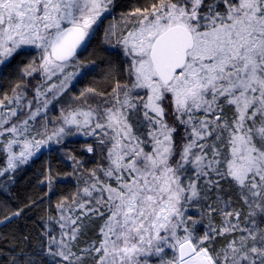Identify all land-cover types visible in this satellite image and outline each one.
Here are the masks:
<instances>
[{
	"label": "snow or ice",
	"instance_id": "6c2138e0",
	"mask_svg": "<svg viewBox=\"0 0 264 264\" xmlns=\"http://www.w3.org/2000/svg\"><path fill=\"white\" fill-rule=\"evenodd\" d=\"M111 4L0 0V64L22 47L38 49L39 64L25 74L55 77L37 94L51 92L56 99L77 75L65 70L78 64V50ZM121 24L119 32L113 24L105 38L129 58L130 84L117 81L107 94L85 89L76 99L92 94L103 102L93 106L84 99L83 107L62 112V125L51 133L44 125L31 139L26 135L40 107L8 128L0 124V136L12 134L0 175L27 163L43 145L60 143L72 128L110 144L108 167L101 169L105 179L93 170L92 182L78 192L79 200L73 198L69 210L79 214L67 215L65 204H57L61 232L59 239L49 236L47 254L67 264H84L86 257L94 264H264V0H154ZM49 103L46 98L41 107ZM166 103L184 126L179 148L176 128L165 119ZM9 115L16 116V109ZM134 123L137 130L148 129L146 139L133 131ZM13 145H21L18 153ZM221 180L238 189L249 211L242 225L241 212L226 210L225 202L220 225L210 222L198 235L200 221L187 209L202 191L219 190ZM214 211L209 205V216ZM82 217L102 224L99 241L77 255L71 241ZM217 237L227 242L214 248Z\"/></svg>",
	"mask_w": 264,
	"mask_h": 264
},
{
	"label": "trees",
	"instance_id": "16d2710c",
	"mask_svg": "<svg viewBox=\"0 0 264 264\" xmlns=\"http://www.w3.org/2000/svg\"><path fill=\"white\" fill-rule=\"evenodd\" d=\"M151 2L154 0H114L113 10L117 17H123ZM104 25L103 22L78 54L79 62L83 64V72L72 90L65 95L62 107L68 104H84V99L93 106L97 105L103 102L100 96L87 94L79 101L76 98L87 88L107 94L117 81L121 85L131 82L127 72L129 60L120 49H114L112 41L106 42L102 33ZM31 58L30 53H18L2 68L0 99L13 96L17 89L27 83L25 69L29 67ZM75 99L78 104H74ZM165 109V119L176 128L174 140L179 148L184 142V126L176 123L169 104H165ZM89 147L93 148L92 152L87 150ZM7 162L6 153L0 148V171L7 168ZM107 164L104 145L93 140L77 139L45 150L26 165L0 175V264H28L29 260L32 264H67L58 257L47 254L49 236L55 235L57 226L60 229L56 221L61 212L56 206L63 202L65 212L70 211L69 208L74 207L73 198L78 199V192L91 183L92 171L95 170L102 179L104 175L101 169H106ZM229 201L230 207L226 210L240 211L243 225L249 208L241 201L238 189L230 182L221 180L219 190L213 187L202 191L201 199L194 200L188 207L187 215L200 221L195 228L196 234L203 235L210 222L219 226L222 219L219 210ZM209 205L217 209L211 216L208 213ZM14 212L20 214L16 216L13 215ZM53 217L55 219H51ZM82 222L84 226L81 232L71 243V250L77 255H83L82 249L100 239V218L86 217ZM55 236L58 238V235ZM226 242V238L217 237L213 247L219 248ZM84 264L94 262L86 257Z\"/></svg>",
	"mask_w": 264,
	"mask_h": 264
},
{
	"label": "rangeland",
	"instance_id": "374dc122",
	"mask_svg": "<svg viewBox=\"0 0 264 264\" xmlns=\"http://www.w3.org/2000/svg\"><path fill=\"white\" fill-rule=\"evenodd\" d=\"M113 2H114V0H112V4L110 5V10L108 12H106L103 16H101L100 20L97 22L96 25H93L94 34L99 30V27L101 26V24L103 22L105 23L104 29H102L103 35H105V32L108 31L113 24L117 25V31L119 32L120 28L122 27V24H121L122 18L126 19L128 17V15L123 16V17H117V15H115L114 10H113ZM129 27H130V25H129ZM93 36L94 35H92L88 40L85 41L83 49L85 48L86 44L88 43V41ZM106 42H107V40H106ZM112 42L114 45V49L116 51H118V49H120L123 52V50L120 47L115 45L114 40ZM18 53H28V54L30 53L32 55L31 62L29 63L30 65L33 62H35L36 64H39V62H40L39 50L34 48V47H31V46H25V47H22L21 49H18L10 57H7L4 59V63L0 64V74L2 72V68L7 63H9L12 60V58ZM128 60H129V58H128ZM82 66H83V64L81 62H79V59H78V64L76 66H71L65 70L66 72H76L77 75H76L75 79H73L71 86H69L68 90L66 92H64L63 95H59L56 99L52 98L51 92L47 93L46 97L43 95L38 96V94H37L38 90H39V92H44L49 84L57 82L55 77H53V79L51 81H46L45 77L40 72H34L32 75L26 74L27 83L23 87L17 89L14 92L13 96H10V97L4 98V99H0L3 101V106H0V124H2L3 128H8L12 124H16L18 122H22L24 119H27L30 112H34L38 107H40L41 108L40 114L36 117L35 120L29 121V127L31 129V134L30 135L26 134V135H28V138L31 139V135H35V130L36 129L42 130V126H44V125L47 126L49 133H51L57 127H60L62 125V112L66 114L67 111H69V110L84 106L83 103H80V104L76 103V99H75L74 104H78V105L68 104L67 106L62 107V103H64V100H65L64 99L65 95L67 94V92H70L72 90L75 82L80 78V76L83 72ZM17 94H20L22 96V99L19 100L18 102L14 100V97ZM46 98L48 100H50V103L48 104L47 109L45 110L43 107H41V105ZM9 101H12V102L10 103ZM28 104H31V108L25 107V105H28ZM13 108H15L17 111L16 116H10L9 115V111ZM166 115H167V113H166ZM5 119H7V121H8L7 123H4ZM67 131H70V134L65 135L60 143H64V142L69 141V140H77V139L93 140V141L98 142V140L100 139L99 136L85 135L83 131H77L75 128H72V129L67 130ZM133 131L137 132V135H141L142 138H145V139L147 138V136H146V133L148 131L147 128H140L139 130H137V126L134 123ZM11 135L12 134L5 132V134L3 136H0V148H2L5 151L6 156H7V161H8L9 153L7 151L6 145H7L9 138H11ZM17 138L23 139L24 137H17ZM60 143H56L55 141H51V142L43 145L38 152H36L32 157H30L28 159L27 163L30 162L33 158H35L37 155H39L41 152H43L45 150L53 149L55 147H58L60 145ZM104 146L106 147V155H107V148L110 147V144L106 143V144H104ZM20 148H21V145H13V151L16 153L19 152ZM7 165H8V162H7ZM24 165H26V163L20 164L18 162L16 168L22 167ZM8 171L11 172L13 170H8ZM103 179H105L104 176L101 180H103ZM77 200H79V197ZM187 211H188V209H187ZM66 214L67 215H75V214H79V213L76 212L74 214L72 211H67ZM84 218H86V217H82V220ZM77 223L80 224L81 221H77ZM83 226L80 228L79 232H81V229L83 228ZM57 229H58L59 233L56 232ZM60 232H61V229H59L57 226L55 229V235H58V239H59ZM65 239H67V238H65ZM72 242L73 241H71V243ZM58 259L61 260V258H59V257H58ZM61 262H62V260H61Z\"/></svg>",
	"mask_w": 264,
	"mask_h": 264
},
{
	"label": "water",
	"instance_id": "95a60500",
	"mask_svg": "<svg viewBox=\"0 0 264 264\" xmlns=\"http://www.w3.org/2000/svg\"><path fill=\"white\" fill-rule=\"evenodd\" d=\"M83 47H84V45L82 46V48H81V49H79V50H78V54L81 52V50L83 49Z\"/></svg>",
	"mask_w": 264,
	"mask_h": 264
}]
</instances>
